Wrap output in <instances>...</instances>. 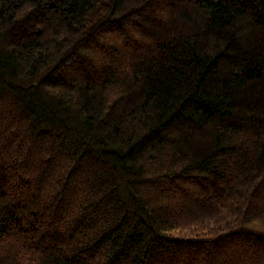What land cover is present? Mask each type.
<instances>
[{
	"label": "trees",
	"instance_id": "16d2710c",
	"mask_svg": "<svg viewBox=\"0 0 264 264\" xmlns=\"http://www.w3.org/2000/svg\"><path fill=\"white\" fill-rule=\"evenodd\" d=\"M0 264H264V0H0Z\"/></svg>",
	"mask_w": 264,
	"mask_h": 264
},
{
	"label": "rangeland",
	"instance_id": "374dc122",
	"mask_svg": "<svg viewBox=\"0 0 264 264\" xmlns=\"http://www.w3.org/2000/svg\"><path fill=\"white\" fill-rule=\"evenodd\" d=\"M186 203L188 204V201H186Z\"/></svg>",
	"mask_w": 264,
	"mask_h": 264
}]
</instances>
